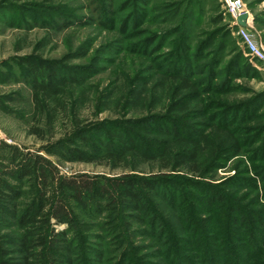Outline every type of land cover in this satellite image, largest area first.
Here are the masks:
<instances>
[{
    "label": "rangeland",
    "instance_id": "1",
    "mask_svg": "<svg viewBox=\"0 0 264 264\" xmlns=\"http://www.w3.org/2000/svg\"><path fill=\"white\" fill-rule=\"evenodd\" d=\"M173 1L191 0H153V10L148 7L146 19L140 18L135 29L130 27L134 31L118 32L111 29L112 24L98 20L102 5L113 16L112 0H0V171L8 174L18 161L27 165L40 155L64 176L115 178L167 173L160 163L139 158H127L130 168L123 163L117 167L114 161L100 157L93 163L66 162L47 153V146L66 143L81 128L87 133L84 136H90L101 148L110 144L101 135L106 133L101 128H107L124 136L126 141L133 134L137 143L150 152L154 146L162 147V142L164 146L169 144L172 152H182L179 139L198 140L201 134L213 135L212 139L220 135L224 138L230 131L243 141L256 142L258 134L249 135V131L264 126V104L253 119L243 117L248 114L246 107L251 101L264 93V69L246 55L221 0H204L203 23L194 26L193 35L188 38L182 33L185 28L181 16L168 18L166 14L171 9L155 11V7ZM243 1L264 42V23L256 21L264 19V1ZM109 18L112 22L113 17ZM212 35L214 43H210ZM220 41L227 44L222 58L216 56V44ZM205 44L206 49L199 52V47ZM185 46L190 51L188 63L178 58ZM239 55L257 70L258 77L247 78L242 70H237L236 75L228 71L230 62L234 64ZM213 56L221 64L217 73L211 75L216 70ZM31 60L47 66L48 76L41 81L51 82L54 75L62 81L59 89L63 88V95L40 92V98L35 99L37 91L24 65ZM185 77L196 86L190 91H179L180 78ZM51 85L54 89L59 87L53 81ZM183 107L187 108L185 112ZM180 118L186 119L188 125L184 126ZM34 130H39V134H33ZM260 138L255 147L262 145L264 134ZM112 139L114 150L122 148L121 142ZM82 149L91 152L89 147ZM177 174L219 185L226 192L241 191L249 198L253 194L251 189L230 187L229 182L236 175L232 164L204 178L188 169ZM6 178L13 182L8 175ZM24 189L28 196L23 201L29 204L34 197V185L28 183ZM185 189L193 190L182 184L181 195ZM165 212L166 219L173 214L169 208ZM3 231L13 235L15 230ZM135 242L148 247L142 251L148 259L154 249L152 241L140 238ZM4 248L10 249L1 245ZM230 254L235 255L236 251L231 250ZM161 259L155 262L167 263Z\"/></svg>",
    "mask_w": 264,
    "mask_h": 264
},
{
    "label": "trees",
    "instance_id": "2",
    "mask_svg": "<svg viewBox=\"0 0 264 264\" xmlns=\"http://www.w3.org/2000/svg\"><path fill=\"white\" fill-rule=\"evenodd\" d=\"M112 2L113 16L102 5L98 20L112 24L110 28L118 32L135 29L140 18L146 19L148 7L153 10V0ZM163 5L155 7V11L171 9L172 12L166 14L168 18L181 16L185 38L193 35L194 26L203 23L204 0ZM109 16L113 17L112 22ZM256 21L264 23V19L256 18ZM212 36L210 43L215 41V35ZM207 46H200L199 52ZM216 46L218 58L226 55L227 44L220 41ZM179 52L178 58L184 60L183 63L190 59L189 46ZM216 56L212 58L216 70L211 75L217 73L221 64ZM236 58L234 64L230 62V73L236 75L237 70H242L247 78L259 76L240 55ZM27 62L24 65L36 88V100L40 92L64 94L63 88L59 89L63 83L56 75L52 76V81L56 86L61 84L58 89L52 88V81H41L48 76L47 66L32 60ZM186 67L191 72V66ZM76 78L79 77L72 79ZM180 81L179 91H190L196 86L186 77ZM138 95L141 97V93ZM263 104L264 93L251 101L246 107L248 114L243 118L255 116ZM180 119L184 126L188 125L186 119ZM101 130L106 131L101 135L110 140L103 148L92 142L90 136H84L87 133L81 128L73 132L66 143L56 142L47 146L46 151L66 162L93 163L100 157L114 161L117 167L123 163L130 168L127 158H139L160 163V168L167 173L115 178L64 176L40 155L27 165L23 160L18 161L8 174L0 171V264H157L155 261H162L161 258L166 259V264H264V139L260 147L254 146L264 134V126L249 131V135L258 134L256 142L243 141L234 131L224 138L214 135L215 139L211 138L213 135L201 134L198 140L179 139L178 144L184 151L175 153L163 142L162 147L154 146L150 152L137 143L133 134L130 141H126L112 129ZM34 131L33 134H39V130ZM218 131L223 132L221 128ZM112 138L121 142L122 148L114 150ZM83 146L89 147L91 152L82 149ZM229 164L236 170L230 187L251 189L250 198L241 191L226 192L220 190L219 185L177 174L188 169L193 175L204 178L216 175ZM28 183L34 185L35 191L30 203L25 204L23 200L28 194L24 187ZM180 183L193 190L185 189L181 195ZM166 208L173 213L168 219L164 217ZM7 229L15 230L13 235L4 234L3 230ZM140 238L152 241L154 249L148 254L149 260L142 254L148 247L135 242ZM1 245L10 249H1ZM231 250L236 254H230Z\"/></svg>",
    "mask_w": 264,
    "mask_h": 264
},
{
    "label": "built area",
    "instance_id": "3",
    "mask_svg": "<svg viewBox=\"0 0 264 264\" xmlns=\"http://www.w3.org/2000/svg\"><path fill=\"white\" fill-rule=\"evenodd\" d=\"M221 2L231 18L230 25L235 30L246 55L264 69V42L261 34L254 27L251 13L247 10L246 4L243 0H221ZM245 13L249 15L246 21L247 27H242L238 23V18Z\"/></svg>",
    "mask_w": 264,
    "mask_h": 264
},
{
    "label": "water",
    "instance_id": "4",
    "mask_svg": "<svg viewBox=\"0 0 264 264\" xmlns=\"http://www.w3.org/2000/svg\"><path fill=\"white\" fill-rule=\"evenodd\" d=\"M249 15L247 13L241 15L239 18H238V23L239 25H241L242 27H247V19H248Z\"/></svg>",
    "mask_w": 264,
    "mask_h": 264
}]
</instances>
